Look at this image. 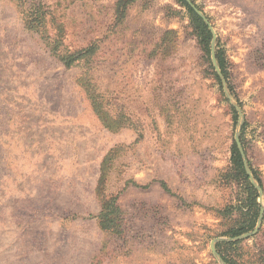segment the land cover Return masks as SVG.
<instances>
[{
  "label": "rangeland",
  "instance_id": "rangeland-1",
  "mask_svg": "<svg viewBox=\"0 0 264 264\" xmlns=\"http://www.w3.org/2000/svg\"><path fill=\"white\" fill-rule=\"evenodd\" d=\"M191 1L223 79L176 0H0V264H264V0Z\"/></svg>",
  "mask_w": 264,
  "mask_h": 264
},
{
  "label": "trees",
  "instance_id": "trees-1",
  "mask_svg": "<svg viewBox=\"0 0 264 264\" xmlns=\"http://www.w3.org/2000/svg\"><path fill=\"white\" fill-rule=\"evenodd\" d=\"M181 6L186 7L189 11L194 32L196 36L200 39V44L205 52V54L210 58L211 54V40H212V33L209 30L207 24L203 21V19L194 12V10L186 3L185 0H176ZM59 45L52 46L53 51L58 50ZM56 53V52H55ZM89 49H82L79 52L71 53L69 55L59 54L60 59L64 62L67 67H71L74 62L83 57H87L90 55ZM218 63L222 72L227 77V68L225 64V59L221 56L220 53H217ZM217 79H219L218 75L215 73ZM237 119L236 111H234V120ZM232 163H233V170L235 171V176L233 178L234 183L243 188V192L245 194V200L242 205L239 204H232L221 212H219L225 218H229V215H236L237 219L235 224L224 234L230 237H237L244 233H247L253 230L256 226L257 219L260 213V205L257 202L258 193L257 190L250 184L248 180V176L246 175L243 159L239 153V150L236 146V143H233L232 148ZM113 204L116 201V198L112 200ZM110 205V202L108 203ZM108 205V208L110 206ZM116 211V210H115ZM109 215H106L105 221H109L108 223H113L112 219H108ZM242 242L236 243H228V242H220L216 245L217 251L220 253L222 258L228 264H240L238 262L237 256L241 249ZM228 251V252H227Z\"/></svg>",
  "mask_w": 264,
  "mask_h": 264
},
{
  "label": "water",
  "instance_id": "water-1",
  "mask_svg": "<svg viewBox=\"0 0 264 264\" xmlns=\"http://www.w3.org/2000/svg\"><path fill=\"white\" fill-rule=\"evenodd\" d=\"M187 2V4L195 11V13H197L203 20L204 22L208 25L209 29L211 30L212 32V35H213V40H212V57H213V62H214V66L217 70V72L219 73L220 77L223 79V76H222V73L217 65V61L215 59V55H214V43H215V40H216V34L214 32V29L212 27V25L210 24L209 20L204 16V14L196 7V5L191 1V0H185ZM236 144H237V147H238V150L243 158V161H244V168L246 170V173L251 176V172H250V169H249V166H248V162L246 160V157H245V152L243 150V147H242V144H241V141L239 139V137L237 136L236 137ZM252 180V179H251ZM253 184L260 190L261 192V189L259 188L258 185H256L254 183V181L252 180ZM263 211V210H262ZM261 220H262V215H260L259 217V221H258V224H257V227H256V230L255 232L259 229V226L261 224ZM244 236H241V238H243ZM238 239H240V237H238ZM214 250V249H213ZM214 254H216L218 257L219 255L216 253V251L214 250L213 251ZM225 264V263H223Z\"/></svg>",
  "mask_w": 264,
  "mask_h": 264
}]
</instances>
